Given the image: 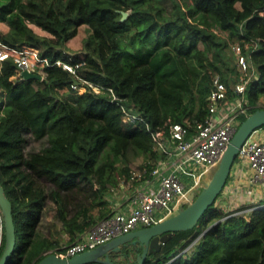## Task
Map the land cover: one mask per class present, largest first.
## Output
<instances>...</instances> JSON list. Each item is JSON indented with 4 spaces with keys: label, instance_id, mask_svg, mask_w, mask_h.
<instances>
[{
    "label": "trees",
    "instance_id": "trees-1",
    "mask_svg": "<svg viewBox=\"0 0 264 264\" xmlns=\"http://www.w3.org/2000/svg\"><path fill=\"white\" fill-rule=\"evenodd\" d=\"M262 11L264 0H0V21L9 25L0 31V43L34 47L50 62L75 66V74L53 64L41 78L23 73L15 78L12 58L0 65V183L16 229L6 264H37L50 252L65 256L61 235L71 240L108 214V208L97 216L90 210L106 204L103 196L112 187L131 179L133 157L143 160L141 170H151L162 154L144 125L123 121L122 106L144 116L153 129L202 120L212 74H220L230 96L238 80L231 45L257 41L249 49L254 74L246 93L254 105L250 112L264 108ZM31 23L48 34L37 33ZM81 25L89 32L80 54L66 44ZM77 76L105 89L74 93L70 85ZM26 131L46 136L48 144L25 156ZM217 164L198 176L200 188ZM42 179L54 186L62 223L52 238L40 230ZM215 202L195 227L174 232L144 264H264L263 203L244 215L224 212ZM192 242L191 253L179 254ZM3 249L4 235L0 255Z\"/></svg>",
    "mask_w": 264,
    "mask_h": 264
},
{
    "label": "built area",
    "instance_id": "built-area-1",
    "mask_svg": "<svg viewBox=\"0 0 264 264\" xmlns=\"http://www.w3.org/2000/svg\"><path fill=\"white\" fill-rule=\"evenodd\" d=\"M257 46V41L244 45L240 43L231 45L238 80L233 84L230 96L228 86L222 81L220 74H212V88L207 98L208 113L202 120L190 121L186 118L184 122H165L153 129L144 116L122 106L123 121L144 125L151 134L154 149L170 157L171 161L166 168L161 166L160 159L152 163L153 166L148 172H145L147 169L144 167L145 185L150 187V190L145 189L143 185L138 186L130 194L128 204L126 203L129 205L127 208L114 206L106 216L78 232L63 247L66 257L103 245L119 235L149 226L167 217L178 197L186 195L185 176L191 177L193 180L191 189L196 191L199 186L198 176L218 163L227 143L241 123L240 117L249 115L250 109L254 106L249 101L246 88L254 74L249 49ZM8 58H12L16 64L15 78L23 71L42 76L44 67L53 64L75 74V66L60 60L50 62L39 56L37 48L24 46L15 49L0 43V65ZM77 79L78 82L70 85L74 93H82L88 88L94 92L105 89L78 76ZM65 90L67 88L59 89L60 92ZM109 91L112 93L110 88ZM112 98L117 99V96L112 93ZM244 168L247 171V179L252 185L264 184V125L257 127L244 140L238 149L231 172L243 171ZM135 177L137 175L133 174L131 179ZM153 180L158 181L157 186L153 185ZM257 206L259 205L255 207ZM3 235L4 226L0 213V244Z\"/></svg>",
    "mask_w": 264,
    "mask_h": 264
},
{
    "label": "water",
    "instance_id": "water-1",
    "mask_svg": "<svg viewBox=\"0 0 264 264\" xmlns=\"http://www.w3.org/2000/svg\"><path fill=\"white\" fill-rule=\"evenodd\" d=\"M125 18L126 11H122L121 20ZM22 73L27 76L41 78L40 74L28 71H23ZM261 125H264V108H257L247 115L236 128L207 184L199 191H191L188 202L181 203L174 214L168 215L149 226L140 227L119 235L103 245L70 257L50 252L37 264H87L90 262L120 264L111 258V253L122 254L127 259L132 254H135V261L132 263L127 262V264H144L147 256L157 252L174 232L191 229L197 225L198 221L207 209L213 205L224 188L238 149L251 132ZM0 213L4 226V249L0 255V264H6L16 244V229L13 220L12 203L6 196L1 183ZM125 246L128 247L127 251L124 250ZM184 251L185 249L179 254Z\"/></svg>",
    "mask_w": 264,
    "mask_h": 264
},
{
    "label": "rangeland",
    "instance_id": "rangeland-1",
    "mask_svg": "<svg viewBox=\"0 0 264 264\" xmlns=\"http://www.w3.org/2000/svg\"><path fill=\"white\" fill-rule=\"evenodd\" d=\"M128 13H129V10L126 11V16L128 15ZM30 26L34 29V31H36L39 34H43V35L48 34V32L41 29L40 27H38L35 24L31 23ZM88 32H89V30H88V27L86 25H81L80 27H78L77 34L74 37H72L71 39H69L67 41V44H66V46L69 48V50L71 52L80 53V54L83 52L84 40H85ZM222 33L224 35H226L225 32H222ZM257 105H261V102H258ZM47 144H48V139L46 136H44L42 138H36L32 135L31 132H28V131L24 132V142L22 144V149H23V153L25 156H27L28 154H30L32 152H35V151L42 149ZM142 163H143V160L141 158L133 157V159L130 161V166H131V169L133 170L134 173L140 172V166ZM40 182L42 184V187L44 189L45 196H46L42 220L40 223V230L42 231V233L44 235H47L48 237L52 238V230L60 231L61 227H62V223L58 218L56 202H55L53 195L51 194L52 190L54 189V186L52 185L51 182H49L48 180H45V179L40 180ZM201 188H200V186H198L196 191H199ZM190 192H191V190H190ZM251 193H252V190H251ZM233 194L228 193L226 196L218 198V201L215 202L214 206L216 208L219 207V209H221L224 212L234 211V213H237V214L247 215L248 211L250 209L254 208L258 204L257 203L258 201L256 202V200L259 199L258 196L255 197V195H254L255 198H252V200L242 202V199L240 198L239 195H236L237 197H235ZM188 195L189 194H187V197H188ZM228 196H231V198H228ZM185 197H186V195H182V196L180 195L178 197L177 204H175L174 207L171 208V210L168 212L167 216L172 215L177 211L180 203L182 202V199L185 200L184 201L185 203L188 202ZM262 201H264V200L262 199ZM87 202H88V200L86 199L85 203H87ZM226 203H229V204H226ZM71 208L74 209L73 204L71 205L70 209ZM61 237L63 238L62 240L64 241L63 234ZM66 244L67 243L63 244V247ZM193 249H194V243L193 242L190 243L186 247V251L188 253H191L193 251ZM124 250L127 251L128 247L125 246ZM120 256H122L124 259L126 258L122 254Z\"/></svg>",
    "mask_w": 264,
    "mask_h": 264
},
{
    "label": "crops",
    "instance_id": "crops-1",
    "mask_svg": "<svg viewBox=\"0 0 264 264\" xmlns=\"http://www.w3.org/2000/svg\"><path fill=\"white\" fill-rule=\"evenodd\" d=\"M262 14H264V11H262ZM8 30H9V25L6 22L0 21V31L5 33ZM158 159L162 161L161 166L163 168L168 167L171 161L170 157H167L164 154L160 155ZM133 174L137 175V177H135L134 179H130L125 182H122L120 183L119 186L112 187L110 192L105 193L103 196L104 200L107 201L106 204L99 205L95 203L94 206L91 208L90 213H92L94 216H97L99 213L104 211L105 208L106 209L108 208L109 211L112 210L114 206H116L117 208H120L121 206H125L127 208L129 206L127 205L128 198L130 194L132 193V191H134V189H136L140 185H143L145 186V189L150 190V187L145 185L144 178L146 177V173H143V170L140 169L139 173H133ZM247 176L248 175H247V171L245 168L243 169V171L239 170L238 172L237 170V171H234V173H232L230 170V174L228 176L226 184L224 188L222 189V191L220 192V194L218 195L216 202L218 201V198L224 197L228 193L233 194L235 192L236 194L234 193L233 195L235 197H237L236 195H239L240 198L242 199V202L252 200V198H255L258 196L259 199H257L256 202L258 201L257 203H260V202L263 203L264 201H262V199H264V184L252 185L248 181ZM154 180H153V185L157 186L158 181H154ZM184 182L186 185V188H185L186 189V199L188 201L189 195L187 197V194H190V190L193 191L191 189L193 180L191 179L190 176H185ZM251 190H252V193H251ZM228 198H231V196H228ZM184 201L185 200L182 199L181 203H185ZM177 202L175 204H177ZM226 204H229V203H226ZM63 236H64V241L61 240L62 241L60 245L61 248L63 247V244L68 243L70 239L67 234H63ZM110 256L115 262L120 263V264H127V262L132 263L135 261V254H132V256H130L128 259L127 258L124 259L122 256H120L117 253H111Z\"/></svg>",
    "mask_w": 264,
    "mask_h": 264
}]
</instances>
